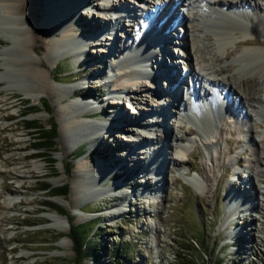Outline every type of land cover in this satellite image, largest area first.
Listing matches in <instances>:
<instances>
[{
	"label": "rangeland",
	"instance_id": "obj_1",
	"mask_svg": "<svg viewBox=\"0 0 264 264\" xmlns=\"http://www.w3.org/2000/svg\"><path fill=\"white\" fill-rule=\"evenodd\" d=\"M153 1L148 0L145 4L148 3V5L153 6L154 3H151ZM258 5L261 10H264L262 0L258 1ZM237 6H242L245 9L241 10L249 12L247 5L238 3ZM184 9V7L179 6L176 12L180 16L183 14L182 19L187 16V11ZM73 13L75 12L72 10L71 14L73 15ZM86 13L81 15L78 24L86 29V33L91 35L93 30L91 27H103V20H99L89 12ZM210 16L211 19H208L204 25L203 35L198 37L197 33H192L191 30L186 35L187 49L191 54V65L189 66H192L195 71L201 67L204 70V68H208V65L209 67H216L218 64L216 67L218 68L219 63L212 61L211 55L222 51L224 47L219 48L217 43L212 41V34L223 30L220 21L237 19L235 15L217 16L211 14ZM8 19L2 18L0 14V61L4 58L2 52L13 46L12 41L16 36L30 29L25 15L11 18V23H8ZM17 22H24L22 29L15 26ZM124 28H127V24ZM136 29V27H130V40L133 38L131 35L135 34ZM183 29L182 25L179 26V24L177 27H173L171 45L164 43L162 46L175 51L174 55L163 59L166 66L170 60L179 58L176 55L177 52L178 56L182 53L178 41L180 42V38L184 35ZM120 30L122 31V29ZM121 31L117 33V36H120L118 41L116 36L114 37L111 55L101 52V49L105 48L97 47L106 46L102 44L105 43L103 39L102 42H98V45L94 44L95 41L89 43L87 40L85 43V60L79 63L74 62L70 57H66L51 67L46 64L44 53L40 56L32 53L27 58L28 60L41 59L42 67L48 70L51 78L60 84L76 86L75 92L77 93H92L94 98L90 97V99L95 100L96 103L89 98L88 100L100 106L98 107L100 111L98 110L91 116L90 122L110 125V116L115 114L117 110L122 111L125 118L128 119L124 123H118L110 131L111 133L108 132V135L105 136L108 140L95 147V151L101 153L99 146L108 144L111 156L108 161L110 165L107 168L114 171L113 179L109 180L115 184L118 182L122 186L118 188L124 190V193L128 195V199L121 204L123 207L121 213L115 216H106V214L111 207L120 204L116 201L117 198L99 202L86 201L79 207L82 210L79 212L77 210L72 211L53 200L59 197L66 203L69 201L72 176L76 173V166L80 160L87 159L90 152V144L87 140H83L76 146L67 145L65 149L55 114V110L59 106L64 108L72 101H79L81 94L66 97L56 103H52L47 95H42L40 101L34 103L18 92V88L27 83L25 75L21 73L19 68L8 67V72H5V68L0 66V72L6 73L0 79V264H69V261L75 257L72 241L68 237L71 224H86L89 227V240L86 249L92 245L100 248L96 253L99 264H117L115 252L118 247L123 248L122 245H129L128 257L131 258V264H264V166L260 167L261 177L258 181L260 192L257 194L251 192V197V188L244 182L249 174L248 169L245 168L254 159L253 149L255 145L264 143V118H260L251 111L249 121L246 124L237 125L232 123L233 120L230 117H227L231 115L225 113L224 117L217 118L218 121L215 122L216 131L212 138L213 147L206 148L203 144L205 140L196 134L194 122L181 115L186 111L185 109H189L185 92L187 88L191 87V80L189 81L186 76L187 85L185 82L182 83L180 89L174 91V96L167 97L166 102H170L172 105L166 104L167 106L163 108L167 111L168 107L170 110L168 115L164 117L163 128L166 129L164 130L166 145L172 147L170 152L172 155L165 152L161 159H157L161 161L176 156V149L180 146L183 147L182 153L184 154L181 156L182 163L176 166L172 163L164 164L163 161L162 166L160 163L161 172L159 170V174L157 171L155 174H158L156 180L159 181H152V178L155 177L152 175L146 178L148 174L143 169L149 163L145 153L141 151L144 143L140 142L141 144L137 146L127 141L126 139L134 138V135L126 132L124 127L130 128L133 133H142L146 136L140 127L134 125V121L138 119L137 121L146 122L149 118L148 115L152 114L148 110H152L153 113L156 112L157 100L154 97L152 99L153 95L148 94L146 88L142 86L136 87L138 97L135 100L129 99L127 94L123 95L124 98L122 97V99L126 100L123 102H120V99L115 102L107 98L106 89H112L120 83L117 69H113V66H116L114 63L117 56L123 53L122 48L126 40L125 34ZM236 37L243 38L241 34H237ZM253 38L257 39L250 40L252 44H249V48H264V32L254 33ZM130 40H128L129 43ZM173 41L176 42L173 43ZM90 44L91 47L88 48ZM226 45H224L225 49L232 50L231 52L236 51L233 50L232 44ZM247 46L241 45L239 50ZM195 47L200 49L198 54L194 52ZM9 52L8 57L15 56L13 52ZM198 56H204L207 63L201 62ZM234 60L236 59L233 56L223 59V65L227 66L223 68V73L217 74L210 69H205L202 72L209 73V78L215 80L230 77V80L235 81L239 86L240 80L238 78V81L235 80L234 75H246L248 67L240 70L239 65L232 64ZM101 63L106 64V67L100 66L101 68H99ZM164 65H161L162 68ZM173 66H176L174 73L176 71L181 73L182 70L188 68V66L177 63ZM149 72V70L146 71V74ZM154 76H158V80L157 78L156 80L154 78L145 80L146 77L142 79L147 82L146 85L149 87H155L157 82L160 83L157 85L158 87H164L163 84L166 85L162 74H155ZM4 80L11 81L14 85L13 92L17 97H11L8 94ZM173 81L175 82V79ZM201 84L202 88L199 89V94L214 90L206 82ZM89 86H94V88L88 89ZM158 87L156 89L162 91ZM257 90L259 95L263 94V90L258 88ZM95 93L98 95L94 96ZM155 95L157 94L155 93ZM210 96H212L211 93ZM227 99L235 107L236 95L229 93ZM214 100L216 101L217 98ZM42 101L50 105L51 113L44 109ZM111 101L115 104L118 103V105L112 107ZM28 106L35 110L24 114ZM127 106H130L131 109H128ZM142 109L143 111H141ZM131 110H138V113L134 114ZM236 112L239 113V109L236 108ZM30 121L41 124L45 129L49 128L51 121L56 124L57 137L53 149L46 150L33 146V143L36 142L34 137L37 134L35 133L36 130L26 128V123ZM190 129H194V132L190 133ZM148 135L150 136V134ZM173 135L181 136L182 139L175 142L172 138ZM149 136H146L148 138L146 140L152 141L153 138L149 139ZM36 158L45 160L46 170L33 169L32 162ZM69 167L70 171L67 172ZM232 171L240 172L237 177L241 179L237 180L235 177L237 180L235 183L231 182L234 179L231 174ZM191 179L196 180L203 189V193L194 191ZM107 181L105 180L104 185L112 184ZM64 184L68 188L66 194L52 195L57 187ZM20 186L23 188H19ZM240 186L242 188L239 189ZM244 188L245 197L240 194ZM149 189L151 190L149 191ZM153 190L154 192H152ZM226 195L230 198L228 207L230 211L236 207L238 201L247 200V206L238 207V214L231 219L234 223L232 222L230 227L223 228L228 213L225 210ZM158 198V203H150L155 202ZM21 200L22 203H16L11 208H7L5 204L10 201ZM233 203L236 205L232 206ZM49 205L60 206L65 210L67 215L63 216L67 221L63 222L62 225L66 227L67 233L58 232L51 226L52 222L48 219V214L55 209ZM74 212L75 214H72ZM230 231L238 234L236 238H230L227 235ZM82 264L97 263L91 258H87Z\"/></svg>",
	"mask_w": 264,
	"mask_h": 264
},
{
	"label": "bare ground",
	"instance_id": "obj_2",
	"mask_svg": "<svg viewBox=\"0 0 264 264\" xmlns=\"http://www.w3.org/2000/svg\"><path fill=\"white\" fill-rule=\"evenodd\" d=\"M258 1L260 0H154L151 2L154 3L153 6H150L148 3H143V0H95L97 3L93 2V0H0V14L2 18H9L8 23H11V18L14 19L20 15H25L30 26L29 31L20 33L18 36H16V38L12 41V47L7 48L4 50V52H2L4 58L2 61H0V66L5 68V72H8V67H17L21 73L25 75L27 83L23 87L18 88V92L22 94L24 98H28L34 103H38L42 95H47L51 99L52 103H56L64 100L66 97L74 95L78 96L81 94V99L79 101H72L64 108L59 106L55 110V114L59 123L58 127L60 136L63 139V146H65V149L67 145L76 146L83 140H87L88 144H90V152L88 158L80 160L81 162L79 161L76 166V173H74L72 176V186L69 194V201L66 203L59 197H56L53 200L72 211L77 210L79 212L82 211L79 207L86 201L99 202L102 200L117 198L116 201L120 202V204H116V206L114 205V207H111L106 216H115L118 213H121V209L123 208L121 204L123 201L128 199V195L124 193V190H120L118 188L122 187L118 182L115 184V182L109 180L111 178L113 179L112 175H114V171L110 168H107L108 165H110L108 161L111 156V152L108 150V144L99 146L102 151L101 153L96 152L95 147L98 144L101 145L103 142H105V140L107 141L108 139L105 138V136L108 135V132L111 133L110 131H112L118 123H124L127 118H125L122 111L119 112L117 110L115 114L110 116V125H99L90 122L91 116L94 115V113L99 110L98 107H100L88 100L90 97L94 98L92 93H77L75 92L76 86L62 85L55 81L53 78H51L50 72L42 67L43 62L41 59H27L32 53L36 56H40L44 53L46 64L50 65L51 67H54L59 60L66 57H70L74 62L79 63L85 60V43L87 40L89 43H93L95 41L94 44L98 45V42L104 39L105 43L102 44L106 46L97 47L105 48L101 49V52H105L106 55H111V47L114 45L115 41L114 37L116 36L118 41V37L120 36H117V33L121 31L120 29H122L121 32L125 34L126 40L123 45L124 49L122 48L123 53L117 56L116 61L121 58L122 60H119V63H116L115 61L114 65H117L113 66V69H117L116 72H118L117 75L120 79V83L115 85L112 89L108 88L109 95L114 100H117L122 99V95L126 93L128 95L127 97L135 100L138 97L136 94V87L142 86L143 88H146L145 90L148 92V94L153 95L151 97L152 99L154 97L157 100L156 112L153 113L152 110H148L152 114L148 115L149 118L146 122L137 121L138 119L134 121V125L136 124L137 126H140L143 130V133H146V136H149L148 134H150L149 139L153 138L151 144L147 145L146 139L148 138L142 133H133L131 132L130 128L124 127L126 132L133 134L134 138L137 139L136 145L141 143L146 144V146H140L143 148L140 149L143 153H145V156H147L146 153H148L150 154L149 158H154V163L149 164L146 168L149 173H154L155 175L156 171L158 174L159 170L161 172L160 167L162 166L163 161L164 164L172 163L177 166L182 163L181 156L184 155L182 153L183 147L179 146L180 148L178 147L176 149V156H171L161 161L157 160L161 159V156L165 152L171 154L170 152L172 150V147H168L166 145V133L164 131L166 129L163 128L165 119L164 117L168 115L170 110L168 107L167 111L163 108H165L167 105H172L170 102L167 103L165 99H167V97L170 98L172 95L174 96V91H178L181 87L180 85L184 82V78L180 77V73L177 71L175 73L173 72L176 70V66H173L176 65V63L188 66V68H186L184 77L187 76L188 79L191 80L193 85L192 92L196 93V96L194 95L195 100H192V114L190 113L193 117H189V119L194 122L193 124L197 130L196 134L202 136V138L205 140L203 144L206 145V148L210 149L213 147L212 138L216 131L214 128L216 119L219 117H224L225 113L227 115H231L227 117L233 119L235 121L234 123L237 125L246 124V122L249 121L251 111L260 118H264V48H249V44H252L250 40L257 39L253 38V34L257 32H264V10L260 9ZM262 1L264 2V0ZM136 3H141L139 6L145 8L144 11L146 13H148L147 9L152 10V8L157 7V13L154 19L148 23V25H144L142 23V26L144 27L143 35L139 33L137 34V32H139L142 28L141 24L135 17V12L138 11L135 5ZM238 3L240 5H247L249 12L241 10L245 8L242 6H240L241 8L238 7ZM179 6H182L186 9H184L187 11L186 18L182 19L183 14L180 16L178 13H176L179 9ZM94 7L98 8V11H102L100 12L102 15H99L100 17L97 16V18H99V20H103L104 26L101 27V29L99 26L91 27V30H93L91 31L92 33L90 35V33L85 32L86 29H84L82 26H79L78 22L80 21L82 14H85L86 12L92 14V9ZM72 10L75 12L73 15L71 14ZM194 11L195 13H193ZM145 12L143 15L145 14L147 16ZM133 13L134 15H132ZM211 14L217 16L235 15L237 16V19L220 21L223 30L213 33L212 41L216 42L219 48H224L222 51H218V53L211 55L212 61L218 62L219 66L216 68L218 64L216 67H209L208 65V68H204V70L210 69L212 72L217 74L223 73V68L227 67L223 65V59L225 57L233 56V58L236 60H234L232 64L239 65L240 70L244 67H248L246 75L244 74L242 76L238 74V77L234 75L235 80H237V78L240 80L239 86L235 81H231L230 77H224L223 79L219 80L211 79L209 78V73L207 74L202 72L204 71L201 69L202 67L198 71H195L192 66H189L191 65V54L187 49L188 40L186 35L190 30L192 33H197L198 37L203 35L204 25L208 19H211ZM87 15L89 16V14ZM171 18L175 21L177 20V22H179V26L182 25V28H184V35L180 38V42L178 41L182 53L178 56L177 52L176 55L179 58L177 60H170L169 64L166 66V62L164 65L163 59H166L167 56L170 57V55H174L175 51L162 46L164 43L171 45V40L173 39H170V37H172L173 34L170 35L169 33L170 37L167 36L166 39H164V42H161L160 39H158L159 42L155 41V36L158 32H161L163 36V32H166L168 28L173 26L172 20L170 21L171 23L169 22ZM15 24H17L15 26L19 27V29H22L24 22H17ZM125 24H127L126 29L124 28ZM107 25L110 28H108ZM235 25H237V27H235ZM157 26H159V28H157ZM130 27L137 28V31L134 35L137 34L139 39L135 42V45L132 43L133 38L130 40ZM153 28L156 29L155 35L153 34ZM88 30L90 31V29ZM237 34H241L243 38H237ZM94 35H98V37L96 38ZM128 40L131 42L129 43ZM174 42L176 41H173V43ZM226 44H232L234 47L233 50L235 49L236 51L231 52L232 50L229 51L228 49H225L224 45ZM241 45L248 46L239 50ZM90 47L91 44L88 46V48ZM9 51L13 52L15 56L12 58L8 57ZM199 51L200 49L195 47L194 52L198 54ZM198 59L201 62L207 63L204 56H198ZM133 61H139L140 63L138 65H134L132 64ZM148 61L153 64L160 62L158 63L159 65H157V70L164 76V81L168 87H165L166 85L164 84V87H158L157 85L160 84L158 82L155 84V87H149L146 85L147 82L145 80H148L149 78H154L155 80L157 78L158 80V76H154L155 73L150 71L146 74L147 65H144V63H147ZM128 62H130L131 65H129ZM102 63L98 66L99 68L106 67V64ZM161 65H164V68H162ZM163 71L165 73H163ZM5 72H0V79L4 77L3 75L6 74ZM166 74L167 76H165ZM206 75L208 76L206 77ZM145 77L147 79L143 80L142 78ZM173 79H175V82ZM202 82H206L211 86V88L216 89L215 91H217V95L222 96L219 97L221 99L219 100L218 97L215 96L217 98L215 101L214 99L216 98L213 95L209 97L210 92L199 94V89L202 88ZM4 83L6 84V91H8V94L11 97H17V95H15L13 92L14 85L11 83V81L4 80ZM172 84L175 85L173 86ZM185 85L187 84L185 83ZM157 87L161 88L164 93L158 94L159 91L156 89ZM90 88L93 89L94 86H89L88 89ZM257 88L263 90L262 95H259ZM87 91L89 92V90ZM155 93L157 95H155ZM229 93L236 95L235 107H233V104H230V101L227 99ZM96 95H98V93L94 94V96ZM158 97H162V99ZM90 100L96 103L95 100ZM199 101H208V103L206 102L203 105H200ZM129 102L130 101H128V103ZM111 103L112 107L118 105V103L115 104L113 101H111ZM158 104L162 106H158ZM236 108L239 109V113L236 112ZM141 111H143V109ZM189 132L193 133L194 129H190ZM172 138L175 142H178L180 139H182L181 136L177 135H173ZM235 143H238V141H235ZM253 151L254 159L248 164L247 168H245L246 170L248 169L247 171L249 174L247 175V179L244 181L251 188L250 195L251 192L252 194H257L260 192L258 181L261 177L260 167L264 166V143H261V145L256 144ZM44 161L45 160H40L37 158L33 160V169L35 168L39 171L46 170ZM158 174L155 175L156 178H152V181H159L156 180ZM237 174L238 173L235 171H232V176H234V178L237 177ZM240 179L241 178L237 177V180ZM105 180H108L107 182L112 184L108 186L104 185ZM237 180H235V182ZM190 181L196 193H203V189L196 182V180L191 179ZM19 188L23 187L20 186ZM240 188H242V186H240L239 189ZM245 188L243 192L240 193L241 196L244 195L243 197L246 196ZM234 196H232V198ZM224 201L226 202L225 210L228 213L227 220L223 223V228L230 227V225L234 223L231 219L238 214L240 206L243 208L247 206V200H243L242 202L238 201L237 205L235 203L232 204V206L236 205L237 208L233 207L230 211L228 208L230 205L229 196L226 195ZM16 203L20 204L22 203V200L14 202L10 201L9 203L5 204L7 205V208H11L15 206ZM72 214H75V212ZM48 219L52 222L51 226L58 232L67 233L66 227L62 225L63 222L67 221L63 215H60L54 210L48 214ZM238 232L242 233L241 231ZM227 235H229L230 238H236L238 234L230 231Z\"/></svg>",
	"mask_w": 264,
	"mask_h": 264
},
{
	"label": "trees",
	"instance_id": "obj_3",
	"mask_svg": "<svg viewBox=\"0 0 264 264\" xmlns=\"http://www.w3.org/2000/svg\"><path fill=\"white\" fill-rule=\"evenodd\" d=\"M42 105L47 112L51 113L52 108L47 102L42 101ZM33 110L35 109L31 106H28L24 114H27ZM26 128L36 130L35 133L37 134V136L34 137L36 142L33 143V146L35 148H44L46 150H51L54 148L55 139L57 137V128L56 124L53 121L50 122L49 128L47 129H45L41 124H38L35 121L27 122ZM69 171L70 167L67 169V172ZM67 191V185L64 184L61 187H57L52 193V195H64L67 193ZM49 206L57 210L61 215H67L65 210L62 209L60 206ZM89 232V227L86 224L70 225L68 237L72 241V249L75 253V257L73 258V260L69 261V264H82V262L87 258H91L97 264H99L96 253L100 250V248H97L92 245L90 248L88 247V249H86L89 240ZM122 247L123 248L118 247L115 252V257L118 260L117 264H131V258L128 257L129 245H122Z\"/></svg>",
	"mask_w": 264,
	"mask_h": 264
}]
</instances>
